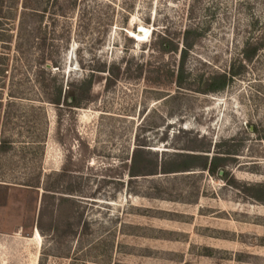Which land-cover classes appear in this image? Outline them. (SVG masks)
<instances>
[{
  "label": "rangeland",
  "instance_id": "obj_1",
  "mask_svg": "<svg viewBox=\"0 0 264 264\" xmlns=\"http://www.w3.org/2000/svg\"><path fill=\"white\" fill-rule=\"evenodd\" d=\"M32 3L24 12L22 0H0V264H264V204L245 192L264 184V48L235 63L225 90H203L264 36V0ZM192 25L203 36L178 88V55L161 57L153 34ZM43 54L56 81L39 72ZM111 66L120 73L108 86L94 70ZM91 73V102L58 123L45 94ZM228 139L236 188L199 170L152 175L155 158L202 143L213 155ZM68 162L76 193L58 208L44 185ZM40 213L57 230L39 231Z\"/></svg>",
  "mask_w": 264,
  "mask_h": 264
},
{
  "label": "trees",
  "instance_id": "obj_2",
  "mask_svg": "<svg viewBox=\"0 0 264 264\" xmlns=\"http://www.w3.org/2000/svg\"><path fill=\"white\" fill-rule=\"evenodd\" d=\"M19 0H9L10 7L14 8V5ZM38 0H36L37 2ZM33 0H22V9L35 11L38 8L33 5ZM16 8V6H15ZM34 13V12H33ZM36 14V13H34ZM153 48L163 56H174L178 55L177 70L175 84L178 88H183L184 82L188 77L186 71V64L190 55V52L195 47L196 43L203 36V30L198 25H192L185 28L183 31L171 32L167 27L161 33L153 34ZM180 37V39H179ZM179 39L178 41H176ZM181 41V44H179ZM42 46L44 45V40H42ZM261 48H264V36L256 39L253 42L246 41L242 51L240 53V59L237 57L232 64L228 67L227 71L223 72H212L210 76L204 80L203 90L205 93L216 94L220 93L225 88H227L234 80V78L240 74V70H235V63L238 62L241 69L244 68L247 62H250L259 52ZM51 62V70H48L46 66L47 59L43 54L40 60L41 74L52 75L53 70L57 69L56 63ZM243 63V64H242ZM129 70V69H128ZM95 72L104 73L107 72L109 77L106 79L108 86H111L113 81L118 77L120 73V68L117 66H111L107 71L103 68L94 70ZM137 71L141 73L142 68H137ZM54 81H56L55 76H51ZM93 84V73L83 77L77 83H70L63 88L60 83L54 82L51 87V91L45 94V99L48 103L52 104L57 111L58 123H61L63 117L66 113H71L74 109H78L91 102V88ZM251 133H258L255 126H253V131ZM6 142L2 141L0 143V153L5 152ZM217 147V152L213 155H209L211 143H202L199 147L195 149H189V151L198 153H187V154H177L171 159L161 158L159 161L154 159V173L156 174H175L180 172H188L193 170H199L207 173L210 177L217 178L224 181L228 186L236 188V181L230 173V166L235 162L234 156L237 152V145L234 144L233 139H228L223 142L214 145ZM192 148V147H190ZM142 151L140 149H135L133 151L129 176H138V166L141 160ZM71 168L68 164L64 165L61 172L56 174L52 182L47 180L44 185V193L42 196L44 198H49L54 200L57 196L58 204L57 207L60 208L63 204L69 203V198L62 195H74L76 193V185L72 182ZM50 176V175H49ZM51 177V176H50ZM245 192L254 199L256 202L264 204V184H256L254 186L245 189ZM54 204V203H53ZM73 203H70L72 205ZM55 220L49 221L48 224L44 222V215L40 213L36 222V228L41 232L55 231L57 230Z\"/></svg>",
  "mask_w": 264,
  "mask_h": 264
},
{
  "label": "bare ground",
  "instance_id": "obj_3",
  "mask_svg": "<svg viewBox=\"0 0 264 264\" xmlns=\"http://www.w3.org/2000/svg\"><path fill=\"white\" fill-rule=\"evenodd\" d=\"M37 237H38V239L40 238L38 233H37Z\"/></svg>",
  "mask_w": 264,
  "mask_h": 264
}]
</instances>
